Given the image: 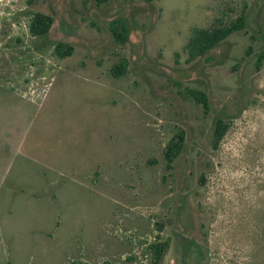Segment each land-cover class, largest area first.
<instances>
[{
    "label": "rangeland",
    "instance_id": "rangeland-1",
    "mask_svg": "<svg viewBox=\"0 0 264 264\" xmlns=\"http://www.w3.org/2000/svg\"><path fill=\"white\" fill-rule=\"evenodd\" d=\"M157 242L160 264H264V0H0V264H150Z\"/></svg>",
    "mask_w": 264,
    "mask_h": 264
},
{
    "label": "trees",
    "instance_id": "trees-1",
    "mask_svg": "<svg viewBox=\"0 0 264 264\" xmlns=\"http://www.w3.org/2000/svg\"><path fill=\"white\" fill-rule=\"evenodd\" d=\"M33 2L34 0H27V3L29 5H31ZM51 25L52 18L50 16L41 13H36L29 24V32L33 37L44 36L49 32ZM243 28L244 21L242 17L229 26L215 28L212 30L195 28L186 47V51L189 53L191 59L204 56L209 51H211L223 41H225L231 34L236 33L242 30ZM114 36L117 40H121L122 42V37L120 34L114 32ZM55 52L59 56L66 57L71 55L72 48L67 47L65 50H62L61 46H57L55 48ZM113 73L115 76H121L123 74V70L117 68L114 69ZM189 94L197 104H200L202 106L204 112H208V99L204 93L190 91ZM226 131L227 124L221 119L217 120L215 123L213 136L216 143L220 142V140L225 135ZM183 141L184 134L183 132H180L176 135L174 139H172L168 143L164 151V157L168 165H170L181 152ZM166 249V243L157 242L151 244L149 247V250L152 254L150 264H160L161 258Z\"/></svg>",
    "mask_w": 264,
    "mask_h": 264
}]
</instances>
